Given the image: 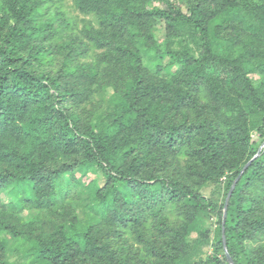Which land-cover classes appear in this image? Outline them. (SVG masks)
<instances>
[{
    "label": "trees",
    "instance_id": "1",
    "mask_svg": "<svg viewBox=\"0 0 264 264\" xmlns=\"http://www.w3.org/2000/svg\"><path fill=\"white\" fill-rule=\"evenodd\" d=\"M263 142L264 0H0V264H264Z\"/></svg>",
    "mask_w": 264,
    "mask_h": 264
},
{
    "label": "water",
    "instance_id": "2",
    "mask_svg": "<svg viewBox=\"0 0 264 264\" xmlns=\"http://www.w3.org/2000/svg\"><path fill=\"white\" fill-rule=\"evenodd\" d=\"M262 148H264V142L260 145V147L258 148V151L257 153L252 157V159L243 167V169L241 170L240 174L234 179L231 187H230V190L228 192V195H227V198H226V201H225V206H224V210H223V221H222V227L224 225V220H225V216H226V206H227V203H228V200L230 198V195L233 191V188L236 184V182L238 181V179L240 178V175L243 173V171L248 167V165L252 162L253 159H255L259 154H260V151L262 150ZM222 232H223V228H222ZM222 238H223V247H224V252H225V255H226V258H227V261L229 264H234L232 258L230 257L227 249H226V245H225V238H224V235L222 233Z\"/></svg>",
    "mask_w": 264,
    "mask_h": 264
},
{
    "label": "rangeland",
    "instance_id": "3",
    "mask_svg": "<svg viewBox=\"0 0 264 264\" xmlns=\"http://www.w3.org/2000/svg\"><path fill=\"white\" fill-rule=\"evenodd\" d=\"M65 5H66L67 13H68L70 16H75V17H78V18L81 17V15L78 14V12H76L75 10H73V9L71 8V6H70V2H69V1H66ZM203 192H204L205 194H208V191H207V190H203ZM5 197L8 198L9 196L5 195ZM14 257H15V256H13L12 258H14Z\"/></svg>",
    "mask_w": 264,
    "mask_h": 264
}]
</instances>
